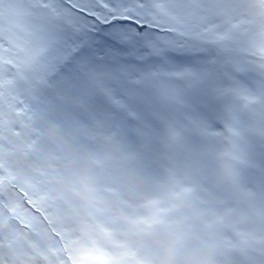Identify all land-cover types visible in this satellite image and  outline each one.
I'll use <instances>...</instances> for the list:
<instances>
[{
	"label": "snow or ice",
	"instance_id": "snow-or-ice-1",
	"mask_svg": "<svg viewBox=\"0 0 264 264\" xmlns=\"http://www.w3.org/2000/svg\"><path fill=\"white\" fill-rule=\"evenodd\" d=\"M133 3L0 0V192L19 189L55 245L26 249L23 229L5 232L25 220L0 197V264H264V0ZM116 25L128 31L105 32L109 51L164 65L121 67L127 86L183 108L172 82L187 81L214 108L163 121L162 154L139 128L142 144L127 141V122L143 117L123 93L107 95L102 113L65 116L69 69L90 54L81 29ZM133 38L139 55L126 47ZM192 57L199 66L175 63ZM37 92L51 94L50 127L33 124Z\"/></svg>",
	"mask_w": 264,
	"mask_h": 264
},
{
	"label": "rangeland",
	"instance_id": "rangeland-1",
	"mask_svg": "<svg viewBox=\"0 0 264 264\" xmlns=\"http://www.w3.org/2000/svg\"><path fill=\"white\" fill-rule=\"evenodd\" d=\"M54 3L57 5L60 3V0H54ZM112 6L115 8H123V7H134L133 0H112ZM79 18H73V26H78L77 21ZM62 27V26H61ZM127 32L128 29L126 26L116 25L114 28L104 29L101 28L99 32L94 33L96 36L95 39L92 38V41H89L90 34L88 31L81 29L79 33V38L84 39L88 42L86 44L89 49L90 54L83 56L82 60L74 65L71 69H69V78H71L70 85H73L76 79L75 85L71 86L72 92L69 91L67 99H66V112L65 116L69 119H79L82 117H86L89 113V106L93 96L96 94H100L102 98L106 99L107 95H111L110 89L117 86L118 96L116 98H120L121 94H125L127 102L133 104V106L137 109L138 112L141 113L143 120L139 124H135L133 122H127L128 125L134 130L133 136L139 137L140 144H142V137L139 136L136 132V129L143 133H146L149 137H151L150 151L153 154L155 152L156 143L159 144L157 147L160 154L163 153L164 148L158 142V138L163 135L164 127L163 121L168 118H173L177 120L178 124L184 123L185 116H191L196 114L202 115H210L214 108L210 106L206 100V98L201 94L200 90L196 87L188 86L187 81H174L172 82V87L179 89L181 94L183 95L184 100L186 101V107L183 108H175L163 106L157 103L155 93L151 88H140L133 89L126 85V78L119 75L118 69L121 67H126L129 64H135L136 68L141 66L143 67H163L161 64L158 66V63H162L161 60L153 58L149 61H145L141 63H137L134 61L133 57L123 58L122 54L118 51L112 50L109 51V43L105 41V32ZM70 34V33H69ZM143 40L140 43H137L136 39L133 38L126 47L129 52H132L133 55L141 54L143 49ZM95 54L104 55L105 59L103 61H98L95 59ZM87 61V62H86ZM105 62H108L114 68V76L109 77L107 80L108 84L103 80H100L99 72L100 70H92V66L96 65L98 67L103 66ZM179 63L188 64L190 66H199L201 63L200 58L192 57L190 59L179 61ZM136 69H130L128 72V76H135ZM70 80V79H69ZM78 81V82H77ZM35 108V114L33 115V124L35 127H50L53 119L52 112L49 111L50 105L53 103L51 94L48 92H37L35 99L31 101ZM103 106L106 108L107 101H102ZM18 127V125H17ZM117 132V136L119 137V131L113 129ZM7 134V133H6ZM12 140H15L14 137H11ZM133 139V137H132ZM189 142L193 145H197L198 141L194 135H189ZM5 148H11V145L8 144L7 141L3 142ZM258 151V150H257ZM11 165L13 168L19 167L16 159L11 161ZM254 173L249 172V179L254 178ZM39 187V186H38ZM19 189H13L8 187L0 192V197H2L4 202L12 201L17 207V212L24 218L25 223H21L20 220H12L8 222V226L5 227V232H14L19 229H23L24 231L20 235V241L24 248L30 249L32 246H35L36 249H39L42 252H47L49 248H51V244L49 240H47L44 245L43 239L44 235L42 233V229L32 222L33 220L29 218L28 212H34V210H29L25 208V204L27 201L21 202L17 193ZM51 203V202H49ZM52 210L51 208L49 209ZM7 215H11V213H7ZM30 223L32 225L31 228L26 225ZM47 225V221H46ZM45 228H47L45 226ZM41 230V232H40ZM34 264H47V261L43 256H39Z\"/></svg>",
	"mask_w": 264,
	"mask_h": 264
},
{
	"label": "bare ground",
	"instance_id": "bare-ground-1",
	"mask_svg": "<svg viewBox=\"0 0 264 264\" xmlns=\"http://www.w3.org/2000/svg\"><path fill=\"white\" fill-rule=\"evenodd\" d=\"M89 33H91L90 34V37L88 38L89 41H92V38L93 39L96 38V36L94 35L93 32H89ZM86 44H88L87 41H86ZM82 59L83 58H81L80 60H82ZM178 62L179 61H177L175 63H178ZM161 64H163V62L162 63L160 62L157 65L160 66ZM90 66H92V70H94V69L97 70V71L100 70V72H99L100 73L99 74L100 80L101 81L103 80L107 84H108L107 80L109 79V77L114 76V68L110 64H108V62H105L104 65L103 66H100V67H98L97 64L96 65H90ZM69 79L70 80H68V83L71 84L70 83L71 78H69ZM73 81H75V83H76V79H73ZM75 83L73 85H75ZM73 85H71V86H73ZM72 91H73L72 88H70V92H72ZM110 93H111L112 96H115V97L118 96L119 93L117 91V86L114 87V88H111L110 89ZM103 100L106 101V99L105 98H102L100 94H96V96H93L92 97V100H91V103H90V106H89L90 113H102V112L106 111V108L102 104V101ZM129 123H130V121H129ZM126 128H127V141L130 144H133L135 146H139L140 145V142L137 143V141H139L138 140L139 137L133 136L134 135L133 134V131L134 130L128 125V123L126 124ZM132 137H133V139H132ZM158 146H159V144L156 143L155 152H156L157 155L160 154L159 152H157L158 151V149H157ZM28 215H29V218H31L33 220L32 222H34V224H37L42 229V233L41 234L44 235L43 243L45 245L46 242H47V240H49L47 238V235H46V233L48 231V229L45 228L46 221H41L38 217L35 216V213L34 212H28ZM40 232H41V230H40ZM49 242L51 244V247H54L55 246L51 240H49Z\"/></svg>",
	"mask_w": 264,
	"mask_h": 264
}]
</instances>
